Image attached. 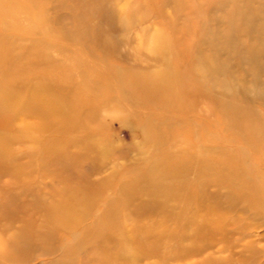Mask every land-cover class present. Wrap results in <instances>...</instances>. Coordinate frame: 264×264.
I'll return each mask as SVG.
<instances>
[{"label":"rangeland","instance_id":"obj_1","mask_svg":"<svg viewBox=\"0 0 264 264\" xmlns=\"http://www.w3.org/2000/svg\"><path fill=\"white\" fill-rule=\"evenodd\" d=\"M0 105V264H264V0H0Z\"/></svg>","mask_w":264,"mask_h":264},{"label":"bare ground","instance_id":"obj_2","mask_svg":"<svg viewBox=\"0 0 264 264\" xmlns=\"http://www.w3.org/2000/svg\"><path fill=\"white\" fill-rule=\"evenodd\" d=\"M39 86V85H37ZM39 88H32L30 93L27 95L26 99H25V104L24 106H27L25 109L23 110H27L28 112L31 113H35L38 114V116L41 117V119L45 122V123H51V119H52V115L53 114H58V106L55 102H51V104L53 105H49L47 102L45 101H41V99L39 98V94L36 92L38 91ZM43 90V89H40ZM7 95H3L4 96V102L6 104H10V102H8L9 100H12L11 97L13 96L10 93H6ZM1 106V105H0ZM4 141L0 140V143H3ZM1 147V144H0ZM107 208H109V206H106ZM66 214V213H65ZM70 214V213H68Z\"/></svg>","mask_w":264,"mask_h":264}]
</instances>
